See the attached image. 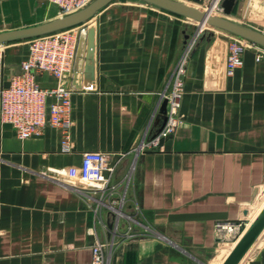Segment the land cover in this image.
<instances>
[{
    "label": "crops",
    "instance_id": "0c3cea01",
    "mask_svg": "<svg viewBox=\"0 0 264 264\" xmlns=\"http://www.w3.org/2000/svg\"><path fill=\"white\" fill-rule=\"evenodd\" d=\"M178 1L203 10L209 2ZM56 17L58 7L48 0H0V33ZM228 18L264 33V0H235ZM196 27L127 0L109 3L74 27L76 54L63 76L72 92L71 152H61V132L49 125L20 140L0 123V264H88L93 225L107 240L77 192L85 152L107 154L112 162L122 155L112 182L119 195L125 192L124 210L137 222L133 237L105 252L110 264H224L264 209V57L257 61L256 50L246 49L242 66L227 76L230 35L204 32L186 62L175 130L154 150L137 158L130 152L147 124L151 136L163 128L161 94L170 90L186 37ZM28 40L0 45L4 86L26 60ZM35 80L41 88L56 85L45 73ZM182 213L225 218L168 220ZM102 220L108 224L106 213ZM218 221L247 227L235 241L219 240ZM125 225L121 220L120 233ZM235 264H264V225Z\"/></svg>",
    "mask_w": 264,
    "mask_h": 264
},
{
    "label": "built area",
    "instance_id": "2783aa9c",
    "mask_svg": "<svg viewBox=\"0 0 264 264\" xmlns=\"http://www.w3.org/2000/svg\"><path fill=\"white\" fill-rule=\"evenodd\" d=\"M93 0H48L50 4L58 7L59 17L75 13ZM223 0H209L206 8L211 14L221 16ZM196 30L185 40L178 63L174 69L170 90L161 94V100L166 99L165 124L163 128L150 135V123L144 128L137 144L131 151L137 158L147 150L158 148L162 137L173 133L178 120L176 117L179 100L183 92V79L185 66L189 55L199 39L206 31L210 30L205 24H197ZM28 54L20 65V71L8 78L6 86L3 85V59L0 54V123L9 125L20 140H25L42 133L49 125L61 132V152L70 153L72 143L70 129L72 121L71 94L65 88L63 76L73 64L76 52L74 27L63 29L54 33L33 37L28 40ZM246 49L256 50V60L264 57V48L254 45L244 39L229 36L225 71L231 76L243 64V53ZM48 74L56 80L52 88H41L35 80L39 74ZM54 102L48 103V99ZM122 155L112 162L107 154L99 152H85L79 169L83 184L82 190L77 192L85 199L94 214L95 224H100L107 232L115 234L119 231L120 222L126 223L123 238L135 235L132 222L134 216L124 210L125 192L118 194V185L112 182L113 175L120 163ZM133 169V166L131 167ZM130 176L125 177L124 187H127ZM102 213L108 216V224L103 222ZM244 222L218 221L215 224L217 238H230L234 241L246 229ZM110 229V230H109ZM95 240L91 246V260L88 264H110L105 257V252L111 249L114 235L109 240L100 239L95 233V226L90 229ZM113 245V243H112ZM110 247V248H109Z\"/></svg>",
    "mask_w": 264,
    "mask_h": 264
},
{
    "label": "water",
    "instance_id": "95a60500",
    "mask_svg": "<svg viewBox=\"0 0 264 264\" xmlns=\"http://www.w3.org/2000/svg\"><path fill=\"white\" fill-rule=\"evenodd\" d=\"M116 0H93L81 10L53 18L36 26L11 30L0 33V45L17 40H25L33 37L54 33L63 29H68L80 25L93 17L99 10ZM152 6L154 8L184 17L197 24H205L213 30L244 39L254 45L264 48V33L251 27L245 26L228 18L235 5V0H223L221 3L222 15L211 14L208 10H203L192 6L186 2L178 0H127ZM187 38V37H186ZM166 99H163L160 106L162 115V125L165 122ZM160 127V128H161ZM160 131V130H159ZM225 218L223 214L217 213H182L171 214L168 220L171 222L195 221V220H220ZM264 225V209L259 216L250 224L242 237L238 240L224 264H235L242 253L249 246L258 232ZM110 228V225H109Z\"/></svg>",
    "mask_w": 264,
    "mask_h": 264
},
{
    "label": "rangeland",
    "instance_id": "374dc122",
    "mask_svg": "<svg viewBox=\"0 0 264 264\" xmlns=\"http://www.w3.org/2000/svg\"><path fill=\"white\" fill-rule=\"evenodd\" d=\"M208 4H209V2H208ZM135 221H136V220H135ZM136 223H137V222H136ZM109 230H110V229H109ZM124 231H125V230H123L122 233H120V230H119V231H117L115 234H113L111 231L108 232V234H107L108 236L106 235V237H107L106 239H109V240H110V239L112 238V235H114L112 242L109 243V244H110V247L113 246L112 243H114V242H116V241H119L120 239L123 238V236H124V235H123V234H124ZM106 233H107V232H106ZM110 247H109V248H110ZM109 250H110V249H109ZM112 250H113V249H111V251H112Z\"/></svg>",
    "mask_w": 264,
    "mask_h": 264
}]
</instances>
